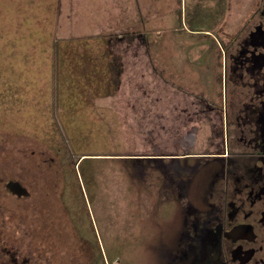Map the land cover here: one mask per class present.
I'll use <instances>...</instances> for the list:
<instances>
[{
	"label": "rangeland",
	"instance_id": "374dc122",
	"mask_svg": "<svg viewBox=\"0 0 264 264\" xmlns=\"http://www.w3.org/2000/svg\"><path fill=\"white\" fill-rule=\"evenodd\" d=\"M256 2L0 0V171L31 181L30 196L0 190V229L14 248L42 252L59 235L54 264H163L173 202L154 218L147 199L184 180L202 188L210 172L143 154L171 142L173 106L213 81L226 31Z\"/></svg>",
	"mask_w": 264,
	"mask_h": 264
},
{
	"label": "flooded vegetation",
	"instance_id": "af4514ba",
	"mask_svg": "<svg viewBox=\"0 0 264 264\" xmlns=\"http://www.w3.org/2000/svg\"><path fill=\"white\" fill-rule=\"evenodd\" d=\"M256 3L235 32L226 31L233 36L221 45L213 81L203 84L204 91L186 92V101H177L173 106L171 142L164 147L158 139L155 154H143L171 168L174 165V170L181 162L187 163V169L195 170L192 176L205 168L210 172L202 188L190 187L184 180L177 190H156L158 196L149 195L144 209L154 218L163 199L173 202L172 221L176 225L172 239L161 250L163 264H264V0ZM162 115L158 111L155 116L160 121ZM158 126L157 136L161 138L162 123ZM53 160V156L41 160L40 186ZM166 172L174 176V172ZM175 177L182 178L178 174ZM11 180L19 181L28 193L13 192L7 185ZM30 182L0 171V190H7L10 196H30ZM52 226V222L42 225L49 232ZM60 227L63 231L64 226ZM36 229L34 226L33 231ZM2 233L0 229L4 264H36L39 260L54 264L55 255L63 257L61 246L58 250L59 235L42 240L43 245H49L41 252L31 241L17 250ZM35 256H39L36 263Z\"/></svg>",
	"mask_w": 264,
	"mask_h": 264
},
{
	"label": "water",
	"instance_id": "95a60500",
	"mask_svg": "<svg viewBox=\"0 0 264 264\" xmlns=\"http://www.w3.org/2000/svg\"><path fill=\"white\" fill-rule=\"evenodd\" d=\"M8 187L18 195H26L28 193L26 187L20 184L19 181L11 180L7 183Z\"/></svg>",
	"mask_w": 264,
	"mask_h": 264
},
{
	"label": "trees",
	"instance_id": "16d2710c",
	"mask_svg": "<svg viewBox=\"0 0 264 264\" xmlns=\"http://www.w3.org/2000/svg\"><path fill=\"white\" fill-rule=\"evenodd\" d=\"M118 82V76L116 75V83Z\"/></svg>",
	"mask_w": 264,
	"mask_h": 264
}]
</instances>
